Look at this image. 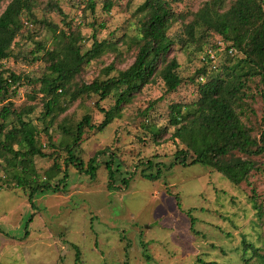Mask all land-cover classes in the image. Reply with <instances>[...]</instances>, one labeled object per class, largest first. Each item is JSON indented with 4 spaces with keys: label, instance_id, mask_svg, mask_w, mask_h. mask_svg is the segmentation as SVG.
Returning <instances> with one entry per match:
<instances>
[{
    "label": "rangeland",
    "instance_id": "rangeland-1",
    "mask_svg": "<svg viewBox=\"0 0 264 264\" xmlns=\"http://www.w3.org/2000/svg\"><path fill=\"white\" fill-rule=\"evenodd\" d=\"M8 1L1 3L0 12ZM33 1V12L39 21L51 19L59 28L65 29L59 16L49 11L48 0ZM71 1L58 0V3L68 16L67 21L80 31L83 50L90 48L95 33L98 41L116 38L127 53L122 61L114 59L112 53L90 61L82 72L83 80L91 81L113 59L119 69L131 64L133 57L129 54L132 51L124 48L123 41L130 44L129 39L136 35L142 16L138 7L144 0H93L94 15L84 8L87 0ZM105 1L112 3L108 10L104 7ZM203 1L181 0L171 3V9L175 13H185L196 10ZM39 21L23 17V29L12 49L17 56L1 60L0 70L25 73L30 77L42 74L43 61L31 63L23 59L33 46L31 37L39 39L42 36L48 42L51 39V33ZM169 32L180 33V22L173 24ZM174 54L180 63L181 74H192L196 65L193 51L176 46ZM251 88L255 92L254 83ZM33 89L36 87L25 81L12 101L18 109L34 106L28 118L39 130L42 122L36 117L41 115L43 107L41 95L34 100L27 98V92ZM162 93L163 85L157 79L154 84L144 87L124 107L120 117L102 131L85 128L80 146L74 149L76 156L86 163L96 150H106L98 158L99 167L94 177L78 173L69 164L66 184L60 185V191L37 192L33 198L34 206L20 187L13 182L7 183L8 178L2 170L5 165L0 161V264H241L244 257L253 255V248L263 246L264 215L258 219L251 194L264 208V156L259 158L260 168L252 172L248 182L240 185H234L201 163L174 164V143L171 140L163 142V137L155 143L140 127L146 119L157 127L167 123V103L157 102L153 109L144 111ZM167 96L177 102L194 100L195 86L186 80L175 93ZM96 99L93 96L73 102L60 113L59 119L66 115L76 122L90 112L91 122L98 124L101 114L95 108ZM113 103V98L109 97L101 105L107 109ZM60 104L63 106L65 101L62 99ZM250 105L256 114L252 119H258L264 103L256 97ZM144 113L147 114L144 116ZM172 130L167 128V132ZM49 133L51 143L57 146L62 138L61 130L54 124L49 127ZM37 139L45 152L53 151L48 147L43 131H38ZM109 152L115 154L114 168L119 164L117 183L122 176L130 175L137 165V172L126 187H107L104 164ZM65 157L66 153L59 149L62 168ZM142 160L159 163L145 172L155 174L160 168L157 178L140 175V170L145 168ZM35 161L39 178L43 179L52 160L36 156ZM60 177L61 173L52 184ZM244 242L252 244L253 248L246 247ZM73 246L80 250L78 262H75ZM261 253H264L263 249ZM250 264L262 263L253 258Z\"/></svg>",
    "mask_w": 264,
    "mask_h": 264
},
{
    "label": "trees",
    "instance_id": "trees-1",
    "mask_svg": "<svg viewBox=\"0 0 264 264\" xmlns=\"http://www.w3.org/2000/svg\"><path fill=\"white\" fill-rule=\"evenodd\" d=\"M4 1L0 0V7ZM179 1L144 0L138 7L142 16L138 21L137 33L129 39L130 44L123 41L126 44L124 48L132 51L129 55H132L133 62L123 69H119L114 60L122 61L124 54H127L118 40L109 38L98 41L94 33L90 48L83 50V37L77 27L67 21L68 16L58 0H48L47 6L50 12L59 16L65 29L59 28L51 19L39 21L33 12V0H10L6 3L0 12V61L17 56L12 49L23 29V17L39 21L51 33L49 42L42 36L39 39L31 37L33 46L23 55V59L31 63H45L39 77L0 70V161L5 165L2 170L8 178L7 183L13 182L27 193L31 206H34L33 198L37 192L60 191V185L66 184L69 164L78 173L94 177L99 167L98 158L106 150H96L86 163L76 156L74 149L80 146L85 128L102 131L120 117L124 107L144 87L154 84L157 79L163 85V93L144 111L153 109L157 102L167 103V123L157 127L153 121L146 119L140 127L155 143L169 133L167 139L162 140H171L176 146L174 164L207 165L234 185L248 182L252 172L260 168L259 158L264 156V107L258 119L253 120L256 114L250 101L259 97L264 103V0H204L196 10L175 13L171 3ZM111 6L110 1H105L106 10ZM84 8L94 15L93 0H87ZM177 22H180V33H170V28ZM218 42L222 43L221 50ZM176 46L191 49L194 53L196 65L188 76L181 74L180 63L174 54ZM207 48L215 51L214 59L205 54ZM107 53H112L115 58L102 67L91 81L83 80L85 66ZM201 54H205L204 60L200 58ZM186 80L195 86V99L187 102L168 99L167 95L175 93ZM25 81L36 87L32 92H27L29 100L41 95L43 111L36 120L42 122L39 130L45 133L48 147L53 148L50 153L42 149L43 144L37 139L38 127L28 118L34 106L18 109L13 104L12 97ZM251 83L255 85V92ZM93 96L97 97L94 105L101 114L98 124L91 122L90 112L76 122L66 115L59 119L60 113L73 102H82ZM109 97L113 98L114 103L106 109L101 102ZM62 99L65 101L63 106L60 104ZM54 124L62 135L57 146L51 143L49 133V127ZM168 127L173 130L167 132ZM59 149L66 153L64 168L59 162ZM108 154L109 158L104 164L107 187H126L136 174L137 165H134L130 175L122 176L117 183L119 164L114 168L115 154ZM36 156L52 160L51 166L44 171L43 179L39 178L35 167ZM142 161L145 168L140 170V175L157 178L160 168L155 174L145 172L159 163ZM59 173L61 177L52 184ZM251 196L261 220L264 208L256 202L254 195ZM244 245L253 248L250 243L244 242ZM73 247L75 262H78L80 250ZM261 249L264 250V243L260 248H253V255L244 257L241 264H250L253 258L264 264Z\"/></svg>",
    "mask_w": 264,
    "mask_h": 264
},
{
    "label": "built area",
    "instance_id": "built-area-1",
    "mask_svg": "<svg viewBox=\"0 0 264 264\" xmlns=\"http://www.w3.org/2000/svg\"><path fill=\"white\" fill-rule=\"evenodd\" d=\"M218 44H219V49L221 50L222 49V43L221 42H218ZM229 52H231V49L229 50ZM205 54H208L209 56H210V58H213L214 59V57H215V51L214 50H212L211 48H207L206 49V51H205ZM205 54H201V56H200V58L202 59V60H204L205 59Z\"/></svg>",
    "mask_w": 264,
    "mask_h": 264
}]
</instances>
